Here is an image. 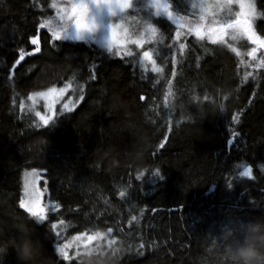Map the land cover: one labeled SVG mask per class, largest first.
<instances>
[{
  "label": "trees",
  "instance_id": "obj_1",
  "mask_svg": "<svg viewBox=\"0 0 264 264\" xmlns=\"http://www.w3.org/2000/svg\"><path fill=\"white\" fill-rule=\"evenodd\" d=\"M169 2L177 22L156 16L151 3L125 13L130 34L143 31L145 20L158 34L142 47L128 44L133 56L122 50L121 58L70 37L73 25L53 39L50 28L60 23L52 5L70 8L72 0H0V222L7 226L0 239L7 242L12 225L30 218L19 201L32 169L45 199L60 205L33 233L56 264H64L57 243L108 228L123 249L116 264H230L224 234L238 240L250 222L264 221V68L250 66L246 40L226 37L243 47L238 56L189 34L198 11L186 0ZM254 3V29L264 35V0ZM143 51H152L162 73L141 64ZM68 84L66 96L79 103L71 112L58 106L44 126L32 96ZM245 167L252 178L240 176ZM57 221L59 238L51 229ZM4 264H18L12 249Z\"/></svg>",
  "mask_w": 264,
  "mask_h": 264
},
{
  "label": "snow or ice",
  "instance_id": "obj_2",
  "mask_svg": "<svg viewBox=\"0 0 264 264\" xmlns=\"http://www.w3.org/2000/svg\"><path fill=\"white\" fill-rule=\"evenodd\" d=\"M105 2L110 6V13L116 15L121 13L123 10H127L131 7V0H105ZM236 4L239 6V11H236L233 14L232 6ZM55 8H58L56 16L59 20L60 26L59 30L55 27L50 28L52 37L55 41L62 38L68 29L65 24L66 20H70L72 25L75 26L77 32H82L85 30H91L94 27V24L90 23L88 16V0H72L70 8L59 9V6L56 4L52 5ZM172 7L169 3H161V0H151V8H155V15H166L169 21L177 22L178 17L173 14L170 10ZM192 7L199 9V22L193 27H188V33L193 34L198 38L203 40L205 37L213 44H226L233 52L239 56L241 55L239 49L234 46L233 43H229V38L233 42L246 40L249 42L252 47L247 51V56L254 62L250 66L254 68H264V35H260L254 29L253 24L257 18L256 4L254 0H198V2L193 3ZM139 14V12H137ZM219 17V19H217ZM130 17L128 14L119 15V21H125ZM184 17H179V20H184ZM186 25L180 23L179 27L183 28ZM158 34V28L151 23L150 21H143V31L133 35L129 33V30L124 27L122 23L113 22L110 27V38H109V52H114L115 56L121 57V51L123 50L125 56H133V53L130 49H127L128 44H134L137 47H142L144 44L149 41H154ZM183 33L177 30L176 36L179 38ZM147 37V39L145 38ZM32 44H36V40H32ZM56 45L54 44L53 47ZM184 45H180V49H184ZM35 51H39V48H36ZM260 52V57H257V53ZM24 58L21 55L20 60ZM123 58V57H121ZM140 62L144 64L145 62L151 63L152 72L162 73L163 69L157 66V62L153 59L152 51H143L140 54ZM20 60L16 61V64L20 63ZM175 63V60H173ZM15 67V65H13ZM175 74V73H173ZM251 72L245 73V77L251 76ZM171 84V81H169ZM72 87L68 84L65 88L59 89L57 95H62L67 88ZM54 90L49 89L48 93H36V96H47L52 93ZM80 91H83V88H80ZM83 99V96L80 97ZM141 100H144L145 97L141 96ZM75 103H79L76 101ZM73 104V108L75 107ZM49 109L52 108V105L47 106ZM69 112L72 111V108H68L67 105L64 106ZM223 107V105H221ZM39 116L44 126L49 125L57 116L55 115H45L41 116L40 113H36ZM233 121H236L238 117L233 115ZM37 128L40 127L39 124L36 125ZM233 135H238L233 133ZM232 140L228 141V144L231 145ZM161 148L164 147V144L161 143ZM153 175L159 176L163 179V175L159 172L154 173ZM240 176L252 178V169L251 167H245V169L240 172ZM36 169H32L31 173H25L24 176V191L27 196V199H21L19 201V207L23 209L30 217L36 218L38 222H45L48 219L47 211L48 209L45 206H42L39 190L36 188ZM139 179V177H138ZM231 187V185H229ZM120 195L125 196L124 192H121ZM60 205L56 204L53 207V211L59 209ZM134 220L135 217H132ZM62 224L63 221H57L51 224V229L56 233L57 238L60 237V233L56 232L57 224ZM112 233V228H108L107 232H96L92 235H87L85 239V233L81 232L78 236L73 239L77 242L76 247L77 251L74 252L71 256L67 251L71 247V244L65 242L63 244L57 243L55 245V254L64 262V264H70L72 261H77V264H80L79 255L81 251V243L83 244V249L89 250H99L107 249L113 256L117 257L119 254H123V249L116 248L115 237L108 239V235ZM106 241V244L102 245L101 240ZM93 241H96L95 245L92 244ZM141 249L144 247L143 244L139 246ZM131 251V248L128 249ZM137 255H143L142 252H137Z\"/></svg>",
  "mask_w": 264,
  "mask_h": 264
},
{
  "label": "clouds",
  "instance_id": "obj_3",
  "mask_svg": "<svg viewBox=\"0 0 264 264\" xmlns=\"http://www.w3.org/2000/svg\"><path fill=\"white\" fill-rule=\"evenodd\" d=\"M94 4L96 7L107 8L110 12V6L105 0H94ZM90 8L91 4L88 3L89 21L93 24ZM117 19L118 17L114 21ZM65 24L68 28L72 25L70 20H66ZM220 110L223 112V107ZM42 139L45 147L48 143L47 138ZM36 223H38L36 218L30 217L12 225L15 235L7 242L0 239V264H4L9 249L15 252L18 264H56L52 256L45 251L42 242L33 235ZM6 227L0 222V237L4 235ZM222 251L230 264H264V221L250 222L244 230L243 237L238 240L225 233ZM79 260L80 264H116L107 249H83Z\"/></svg>",
  "mask_w": 264,
  "mask_h": 264
},
{
  "label": "rangeland",
  "instance_id": "obj_4",
  "mask_svg": "<svg viewBox=\"0 0 264 264\" xmlns=\"http://www.w3.org/2000/svg\"><path fill=\"white\" fill-rule=\"evenodd\" d=\"M135 1H138V0H131V6L132 7H130L129 9L123 10L121 13H117L116 15H113L112 13L109 12V10L107 8L96 7L94 4V0H88V3L91 4L90 18L94 24V27L91 30H85L82 32H77L75 26L73 25V29L72 30L69 29V36L73 37V38L75 37L78 39L79 38H87L90 41H92L98 45L109 48L110 27H111V24L113 23L114 19H116L119 15L134 12L141 5L147 7L151 3V0H139L138 4L134 5ZM186 1L188 4V5L187 4L186 5L189 6V9L192 7L193 3L198 2V0H186ZM161 3H169L170 4L169 0H161ZM196 10L199 13V9H196ZM232 11H233V14L236 11H239V6L236 4H233ZM256 11L258 14L257 7H256ZM129 17L130 18L125 20V21L115 20L114 22L122 23L124 25V27H126L130 31L129 28H130V25L132 24L133 20L131 19V16H129ZM217 19H219V17H217ZM253 27H254V24H253ZM237 42L242 45L246 41L242 40V41H237ZM241 48H243V47H239V49H241ZM259 55H260V52L257 53L258 58L260 57ZM250 62L254 63L251 59H250ZM65 87L63 86L61 88H65ZM61 88H56V87L51 88L54 91L52 93H50L47 96V98L45 96H36V95L32 96L33 100H35L36 103H39L40 105H42V109L40 111L41 116L54 115L58 106L64 107L65 105H67L69 108H71L73 106L74 102H72L71 99H69L66 96V94L68 95V92L70 91L69 88H67V90L62 95H57V93L59 92V89H61ZM48 90L41 91V92L42 93H48ZM41 92H39V93H41ZM49 104L52 105L51 109H49L47 107ZM25 173H31V171H26ZM25 173L23 175V186H24ZM36 176L38 177V179L36 180V188L39 190L41 204H42V206H45L48 209L47 216L49 217L50 213L53 211L54 204H53V202L49 201L48 199H45L44 193H43V191L40 190V187H39L40 176L37 172H36ZM23 199H27L25 191H24ZM57 232H59V231H57ZM62 233H63V231H62ZM60 236H62L61 233H60ZM85 238H86V236L84 238H81V239L83 240ZM69 244H71V247L68 248L67 251L69 252V254H73L74 252L77 251V247L75 245L76 241L73 240L72 242H69ZM81 245H82V243H81ZM79 250L82 251L83 249H79Z\"/></svg>",
  "mask_w": 264,
  "mask_h": 264
}]
</instances>
